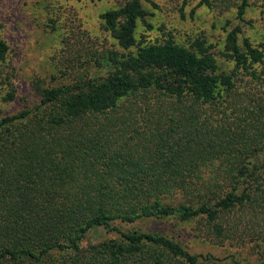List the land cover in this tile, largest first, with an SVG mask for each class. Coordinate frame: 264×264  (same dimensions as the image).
<instances>
[{
    "label": "trees",
    "instance_id": "obj_1",
    "mask_svg": "<svg viewBox=\"0 0 264 264\" xmlns=\"http://www.w3.org/2000/svg\"><path fill=\"white\" fill-rule=\"evenodd\" d=\"M146 14L143 0L105 10L107 73L36 83L38 103L0 117V264H225L115 221L199 216L220 245L264 244V42L231 28L225 71L202 33L143 44ZM9 52L0 37V78ZM95 227L117 236L81 246Z\"/></svg>",
    "mask_w": 264,
    "mask_h": 264
},
{
    "label": "rangeland",
    "instance_id": "obj_2",
    "mask_svg": "<svg viewBox=\"0 0 264 264\" xmlns=\"http://www.w3.org/2000/svg\"><path fill=\"white\" fill-rule=\"evenodd\" d=\"M201 0H143L147 14L138 22L137 38L143 44L162 40L171 34L175 41L189 44L202 33L219 61L220 68L228 71L233 61L221 55L227 32L236 25L240 37H248L253 44L264 42V0H251L241 17L237 15L240 0H212V5ZM123 0H0V37L7 40L10 52L3 66L0 90L9 85L15 88V97L4 101L0 97V117L31 108L39 102L36 83L56 85L74 76L95 77L109 70L101 58L103 49L115 47V42L104 29L101 13L115 8ZM150 23L152 28H147ZM70 68L63 74V64ZM261 71L263 65H255ZM264 74V73H263ZM3 94V93H2ZM152 100L155 98L150 97ZM205 167L206 175L210 169ZM122 229H156L183 242L195 253H210L225 264L232 256L238 264L258 263L264 258V244L212 240L202 217L188 221L138 220L134 223L115 221ZM101 227L92 228L81 240V246L97 243L110 237Z\"/></svg>",
    "mask_w": 264,
    "mask_h": 264
}]
</instances>
